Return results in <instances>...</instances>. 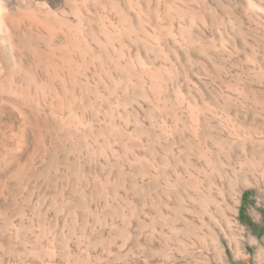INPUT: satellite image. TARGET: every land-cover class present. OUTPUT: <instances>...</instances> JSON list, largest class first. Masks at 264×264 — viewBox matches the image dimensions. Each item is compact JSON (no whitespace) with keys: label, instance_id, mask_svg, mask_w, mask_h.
<instances>
[{"label":"rangeland","instance_id":"374dc122","mask_svg":"<svg viewBox=\"0 0 264 264\" xmlns=\"http://www.w3.org/2000/svg\"><path fill=\"white\" fill-rule=\"evenodd\" d=\"M39 2L43 53L0 58V264H264V0Z\"/></svg>","mask_w":264,"mask_h":264},{"label":"bare ground","instance_id":"6f19581e","mask_svg":"<svg viewBox=\"0 0 264 264\" xmlns=\"http://www.w3.org/2000/svg\"><path fill=\"white\" fill-rule=\"evenodd\" d=\"M13 1L14 0H0V58L7 59L9 69L12 72L17 70V60H21L23 52H28L31 54L43 53V50L37 47L40 41L35 42L31 46L25 45L23 48H21V36L23 33H20V48H19V45L15 43L14 36L17 33H19L21 27L24 26L25 30L30 35L40 39L42 35H33L30 32L47 31V26H46L47 21L51 17L58 18L57 14L52 13L50 10L46 8L47 6L45 7L42 4H40L41 2L39 1L41 0H29V3H27L28 9L31 2H34L37 5V7L35 9L31 8L28 11H22V12H20L21 11L20 9L15 10V8L12 7ZM63 14L64 15H62L61 13L60 15L61 18L68 20V16L66 15V12ZM64 24L66 26L69 25L68 22H64ZM60 33H65V31H62ZM65 54H69V52L65 51ZM226 216L227 214L224 213L225 218Z\"/></svg>","mask_w":264,"mask_h":264}]
</instances>
